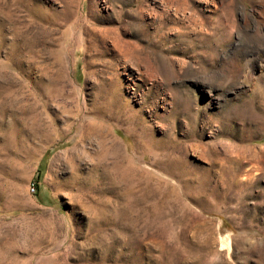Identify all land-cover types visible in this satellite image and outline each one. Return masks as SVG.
<instances>
[{"label":"rangeland","instance_id":"1","mask_svg":"<svg viewBox=\"0 0 264 264\" xmlns=\"http://www.w3.org/2000/svg\"><path fill=\"white\" fill-rule=\"evenodd\" d=\"M0 264H264V0H0Z\"/></svg>","mask_w":264,"mask_h":264},{"label":"built area","instance_id":"2","mask_svg":"<svg viewBox=\"0 0 264 264\" xmlns=\"http://www.w3.org/2000/svg\"><path fill=\"white\" fill-rule=\"evenodd\" d=\"M33 188V190H34V187H32Z\"/></svg>","mask_w":264,"mask_h":264}]
</instances>
